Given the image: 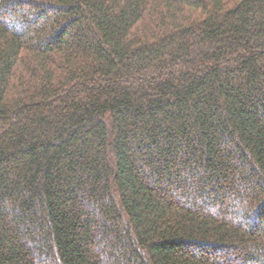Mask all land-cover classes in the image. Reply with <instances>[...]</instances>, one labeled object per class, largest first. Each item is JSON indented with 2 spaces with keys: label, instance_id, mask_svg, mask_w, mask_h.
Instances as JSON below:
<instances>
[{
  "label": "trees",
  "instance_id": "obj_1",
  "mask_svg": "<svg viewBox=\"0 0 264 264\" xmlns=\"http://www.w3.org/2000/svg\"><path fill=\"white\" fill-rule=\"evenodd\" d=\"M0 264H264V0H0Z\"/></svg>",
  "mask_w": 264,
  "mask_h": 264
}]
</instances>
